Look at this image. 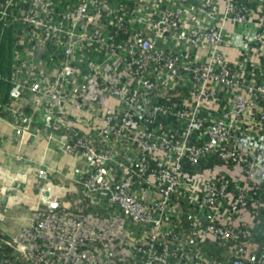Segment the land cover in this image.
Masks as SVG:
<instances>
[{"label": "built area", "instance_id": "built-area-1", "mask_svg": "<svg viewBox=\"0 0 264 264\" xmlns=\"http://www.w3.org/2000/svg\"><path fill=\"white\" fill-rule=\"evenodd\" d=\"M0 23V120L78 158L0 264H264V0H0Z\"/></svg>", "mask_w": 264, "mask_h": 264}, {"label": "crops", "instance_id": "crops-1", "mask_svg": "<svg viewBox=\"0 0 264 264\" xmlns=\"http://www.w3.org/2000/svg\"><path fill=\"white\" fill-rule=\"evenodd\" d=\"M260 54L263 59L256 61L254 68L259 74L260 64H264V51ZM256 81H261V76L256 77ZM23 138L30 139L27 136ZM23 138L17 137L12 127L0 120V230L7 236L15 235L27 225L33 210L43 205L51 193L72 190L71 178L78 164L77 157L60 151L63 133H54L52 139L42 133L37 134L34 140L32 138L25 144L22 143ZM240 142L244 146L248 144L245 136ZM259 160L261 169L257 177L261 179L264 176V149ZM186 168L191 175L203 173L201 167L186 165ZM46 189L48 196L44 198Z\"/></svg>", "mask_w": 264, "mask_h": 264}, {"label": "trees", "instance_id": "trees-1", "mask_svg": "<svg viewBox=\"0 0 264 264\" xmlns=\"http://www.w3.org/2000/svg\"><path fill=\"white\" fill-rule=\"evenodd\" d=\"M9 29H2L0 23V92H7L9 90V85L5 81V77L9 75V60H10V33ZM5 100V97H1Z\"/></svg>", "mask_w": 264, "mask_h": 264}, {"label": "rangeland", "instance_id": "rangeland-1", "mask_svg": "<svg viewBox=\"0 0 264 264\" xmlns=\"http://www.w3.org/2000/svg\"><path fill=\"white\" fill-rule=\"evenodd\" d=\"M235 29L237 31V34L232 36L230 40L233 43V46H237L240 49L242 48L243 45V35H247L248 33H250V29L249 28L244 29L243 27L240 26H237ZM245 51L248 52V49ZM95 82H96V76H93L91 79V87L89 89V93L83 95L86 97V99H92L94 97V95L92 94L93 92L92 89L94 86L97 85ZM73 172H74L73 175H77V167L75 168V170H73ZM47 194L48 191L46 189L43 193L44 198L48 196Z\"/></svg>", "mask_w": 264, "mask_h": 264}]
</instances>
